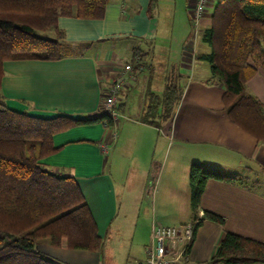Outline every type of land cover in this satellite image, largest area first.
Returning <instances> with one entry per match:
<instances>
[{
	"label": "crops",
	"instance_id": "0c3cea01",
	"mask_svg": "<svg viewBox=\"0 0 264 264\" xmlns=\"http://www.w3.org/2000/svg\"><path fill=\"white\" fill-rule=\"evenodd\" d=\"M150 1L109 0L105 15L99 20L60 17L58 27L66 42L85 46L79 54L59 60L5 62L2 94L7 105L44 118H95L103 111L104 96L115 73L125 64L140 61L142 70L133 77L125 75L117 103L120 112H124L130 82L136 81L141 71L152 69L148 58L155 56L161 43L172 40L168 33L160 34L161 14L155 12L158 1L153 9ZM194 1L185 0L189 24ZM211 3L209 7H214V0ZM209 7L202 19L203 30L210 25ZM208 51L204 47L198 50V46L185 40L178 58L163 62L161 69L165 74L176 68L184 75L182 98L172 119L162 128L144 122L148 102L138 119L123 123L124 134L130 129L126 125L137 127L136 146L128 151L133 158L123 170L113 167L112 161L109 166V158H105L117 148L116 127H105L103 123L80 125L54 136V146L59 150L44 161L52 172L76 178L102 238L116 227L119 218V181L137 176L145 184L154 168V188L148 195L144 191L141 195L142 199L150 198L151 215L143 243L149 245L155 225L182 226L193 221L188 176L191 165L200 162L240 179L235 183L208 181L201 197L198 216L202 219L189 253L190 264L210 260L225 232L264 243V143L230 121L223 105V87L206 82L208 67L195 60V55ZM247 89L264 103V73L250 79ZM152 93L148 92L149 97ZM127 139L126 134L123 150ZM204 211L221 216L224 224L203 219ZM50 247L61 264H100L99 252Z\"/></svg>",
	"mask_w": 264,
	"mask_h": 264
},
{
	"label": "trees",
	"instance_id": "16d2710c",
	"mask_svg": "<svg viewBox=\"0 0 264 264\" xmlns=\"http://www.w3.org/2000/svg\"><path fill=\"white\" fill-rule=\"evenodd\" d=\"M108 3L0 0V264H61L39 249L41 243L88 252L102 249L103 239L76 178L52 172L44 160L59 150L53 143L56 134L96 123L113 127L109 114L102 111L89 119L44 118L15 110L2 94V79L7 61H52L79 54L85 45L67 43L58 19L99 20ZM155 3L150 1V9ZM214 3L210 25L201 32V42L209 51L197 53L195 60L207 64L208 84L223 87V105L230 121L264 143V103L247 89L250 79L264 73V0ZM183 81L184 75L174 68L162 98L150 95L145 123L162 128L172 119L183 95ZM117 110H121L119 105ZM188 179L196 219L209 180L235 183L240 177L195 162ZM203 219L224 224L221 216L208 211ZM205 264H264V243L225 232L215 255Z\"/></svg>",
	"mask_w": 264,
	"mask_h": 264
},
{
	"label": "rangeland",
	"instance_id": "374dc122",
	"mask_svg": "<svg viewBox=\"0 0 264 264\" xmlns=\"http://www.w3.org/2000/svg\"><path fill=\"white\" fill-rule=\"evenodd\" d=\"M158 6L156 11L161 14V32L160 34H169L172 36V40L163 42L159 45L154 53V57H149L147 62L149 65L153 64L152 69L141 71L136 81H131V89L128 92L125 101V111H119V120L115 125V135L117 146L116 150H111L105 155L106 160L109 158V166L111 161L114 162L113 167L123 170L125 165L129 163L130 153L135 145L134 134L137 127L134 125H126L128 132H123V123L129 124L135 119H138L142 114L143 106L150 102L148 92H153L159 98H162L165 86L167 74L164 73L163 62L174 61V58H178V54L183 41L189 40L196 46L198 50L204 47L206 50L208 47L201 42V33L193 41L192 27L188 23V17L185 13V0H157ZM212 4H209L211 6ZM211 8V14L214 7ZM203 27L201 29L203 30ZM201 51V50H200ZM176 61V60H175ZM204 66L206 63L200 62ZM146 68V67H145ZM123 100V97L121 98ZM148 105V104H147ZM157 108L160 110L161 106L157 103ZM123 132V134H122ZM128 135L127 147L122 149V141L125 135ZM114 147V145H113ZM171 160V157H170ZM167 162H164V167ZM167 167V166H166ZM132 168L134 166L132 165ZM133 172V171H132ZM125 174V173H124ZM120 175H123V171ZM156 169L149 171L147 180L144 182L137 176H134L130 180L124 179L119 181L117 188V196L119 201V218L117 223L111 231L108 232L103 239V246L100 251V264H136L137 259L144 258L146 256V249L148 244L143 243V235L146 224L151 219L150 215V198H141L143 191L148 195L154 188L156 182ZM132 176V174H131ZM258 189L259 187H254ZM263 188V187H262ZM39 249L49 258L53 259L52 249L47 243L39 244Z\"/></svg>",
	"mask_w": 264,
	"mask_h": 264
},
{
	"label": "built area",
	"instance_id": "2783aa9c",
	"mask_svg": "<svg viewBox=\"0 0 264 264\" xmlns=\"http://www.w3.org/2000/svg\"><path fill=\"white\" fill-rule=\"evenodd\" d=\"M212 0H195L191 9L190 19L193 32V42L199 33L202 32V19L207 12V8ZM140 61L132 64H125L113 76L111 83L105 93L103 101V111L107 112L117 124L119 111L117 103L123 89L125 75L133 77L142 70ZM116 137L114 133V138ZM103 150L108 152V147ZM202 216H198L193 221L182 226L155 225L152 228L149 245L146 249V258L137 264H190L188 249L193 242L197 225L201 222Z\"/></svg>",
	"mask_w": 264,
	"mask_h": 264
}]
</instances>
